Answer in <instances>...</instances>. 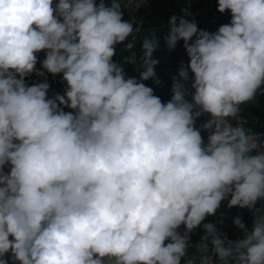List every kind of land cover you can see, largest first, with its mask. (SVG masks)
Segmentation results:
<instances>
[{
  "label": "clouds",
  "instance_id": "1",
  "mask_svg": "<svg viewBox=\"0 0 264 264\" xmlns=\"http://www.w3.org/2000/svg\"><path fill=\"white\" fill-rule=\"evenodd\" d=\"M144 3L0 0V264H197L190 246L198 264H264V133L241 118L264 96V0H217L230 22L214 32L169 17L163 43L188 63L166 102L144 83L161 39L137 58L142 22L124 18ZM224 201L252 213L235 241L205 222Z\"/></svg>",
  "mask_w": 264,
  "mask_h": 264
},
{
  "label": "crops",
  "instance_id": "2",
  "mask_svg": "<svg viewBox=\"0 0 264 264\" xmlns=\"http://www.w3.org/2000/svg\"><path fill=\"white\" fill-rule=\"evenodd\" d=\"M188 8L191 12V16L188 19H195L197 25L200 29L208 30L212 32L213 29L210 25L206 23V12L209 13L210 9L213 8L214 13L220 16L222 21L230 20V13L226 12L221 14L217 11V0H191L190 4L188 0H146L145 3L140 7L137 13V22H142L141 30L135 33L136 45L133 49L137 53V58L140 54V46L143 39L147 37H152L155 34L156 38L161 39L160 47L156 53H154V58H158L160 63L156 66V76L159 78L160 83L157 85L153 80L144 81V83L150 87H153L154 94L159 96L162 100L170 99V89L172 84V77L178 72L179 66L183 61L186 65L188 63V57L186 55L185 49L183 48V42H179L174 51L169 52L163 43V35L167 34V26L169 17L172 15H182L181 9ZM196 11H202L196 13ZM123 46H118L122 48ZM128 51H118L113 57L114 61L123 63V58L129 56ZM123 67L127 76L139 78L140 69L139 62L123 63ZM142 71V69H141ZM191 75V73H190ZM189 99V98H187ZM250 124L246 127L252 130H261L264 132V122L261 123L254 116H249L246 112ZM203 122L197 121V127ZM218 212L226 214L228 217L222 220V223H217V228L225 231L230 237H240L241 231L233 224V218L240 216L246 226L251 229L252 227V213H243V209L234 207L229 209L227 207V201L221 203V207ZM202 235L201 229L198 228L194 233L191 234V242H198L200 236ZM200 253L192 246L189 247L188 255L184 258L193 259L198 264V256ZM183 264V262H182Z\"/></svg>",
  "mask_w": 264,
  "mask_h": 264
},
{
  "label": "built area",
  "instance_id": "3",
  "mask_svg": "<svg viewBox=\"0 0 264 264\" xmlns=\"http://www.w3.org/2000/svg\"><path fill=\"white\" fill-rule=\"evenodd\" d=\"M140 7L139 8H135V9H129V10L125 11L124 18L126 20L132 18L135 21H137V13H138ZM198 12H201V14H202V11H196V13H198ZM206 13H207L206 14V17H207L206 18V23L212 27V29H213L212 32L216 31L219 28V26H221L222 24H226V23H229L230 22V21H222L221 18H220V16H218V15H216L214 13L213 8L210 9L209 13L208 12H206ZM43 58H44V53L43 52L39 53L38 54V59L39 60H43ZM39 67H40V64L38 63L37 64V68H39ZM46 75H47L48 82L51 85V89H50V91L48 93L49 97L53 96L56 93L63 94L64 93V90L66 88V83L62 81L61 76H59V75L52 76V75H48V74H46ZM43 79H44L43 77H39V76L33 74L32 76L26 78V82L29 85H31L32 83H34V82H40ZM188 98L191 99L190 97H188ZM162 101H165L166 102L167 100L166 99H163ZM65 111H70V109H65ZM241 118H242V120L244 122L245 127L248 124H250V120L248 119V117L246 115L244 105L241 106ZM207 119H208V117H207V115H205V116H202L201 118H199L197 121L205 122ZM253 131H255L257 133H264L261 130H253ZM202 135L204 136V139H205V142H206L207 141V134L206 133H202ZM253 154H255V153H253ZM227 217L228 216L226 214H224L222 212H217L216 216L209 217L208 220H206L205 222L211 221V222L217 224L220 221L226 219ZM200 229H201V233H202V228H200ZM218 230L220 231V234H221L222 237L223 236H227L229 239H231L233 241H235L236 239L239 238V237H230L225 231L220 230V229H218ZM200 255L197 258L198 261H199Z\"/></svg>",
  "mask_w": 264,
  "mask_h": 264
},
{
  "label": "trees",
  "instance_id": "4",
  "mask_svg": "<svg viewBox=\"0 0 264 264\" xmlns=\"http://www.w3.org/2000/svg\"><path fill=\"white\" fill-rule=\"evenodd\" d=\"M230 21V20H228ZM256 103L253 104L252 103H248L246 105H244V108H245V112H247V114L249 116H258V117H262L264 116V96H259L255 99ZM251 116V117H252ZM258 207V205H257ZM247 212H250L247 208L243 209V213H247Z\"/></svg>",
  "mask_w": 264,
  "mask_h": 264
},
{
  "label": "rangeland",
  "instance_id": "5",
  "mask_svg": "<svg viewBox=\"0 0 264 264\" xmlns=\"http://www.w3.org/2000/svg\"><path fill=\"white\" fill-rule=\"evenodd\" d=\"M260 95H257V97H259ZM261 97V96H260ZM256 100H254V101H252V102H249V103H252L253 104V102H254V104L256 103L255 102ZM255 118H257V120L258 121H260L261 123H263L264 122V116H262V117H258V116H254ZM260 205L258 204V207H259ZM247 213H251V212H247Z\"/></svg>",
  "mask_w": 264,
  "mask_h": 264
}]
</instances>
